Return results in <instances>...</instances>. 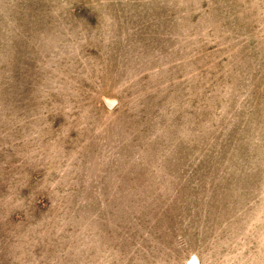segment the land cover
<instances>
[{
	"label": "rangeland",
	"instance_id": "obj_1",
	"mask_svg": "<svg viewBox=\"0 0 264 264\" xmlns=\"http://www.w3.org/2000/svg\"><path fill=\"white\" fill-rule=\"evenodd\" d=\"M0 264H264V0H0Z\"/></svg>",
	"mask_w": 264,
	"mask_h": 264
}]
</instances>
